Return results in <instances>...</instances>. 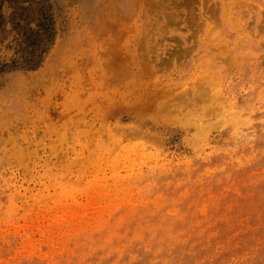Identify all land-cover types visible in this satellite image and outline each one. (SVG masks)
I'll use <instances>...</instances> for the list:
<instances>
[{"label": "rangeland", "instance_id": "1", "mask_svg": "<svg viewBox=\"0 0 264 264\" xmlns=\"http://www.w3.org/2000/svg\"><path fill=\"white\" fill-rule=\"evenodd\" d=\"M0 264H264V0H0Z\"/></svg>", "mask_w": 264, "mask_h": 264}, {"label": "bare ground", "instance_id": "2", "mask_svg": "<svg viewBox=\"0 0 264 264\" xmlns=\"http://www.w3.org/2000/svg\"><path fill=\"white\" fill-rule=\"evenodd\" d=\"M115 17V16H113ZM130 18V17H129ZM127 19V21H122V20H117L115 21L114 19H108L106 20L104 23H102L103 27H101L100 29V33H98V36L100 34H103V33H106V32H110L112 33V37H111V40H116L118 38H120L121 36H124L126 34H129L131 32L129 28V26H127V24L131 23L130 19ZM118 19V18H117ZM130 21V22H128ZM122 51V49H117V54H120ZM70 51H67L66 49L65 50H62L61 52L57 53V55L55 56L56 52L54 53L53 55V60L51 59V61L47 64V70H46V74L48 72H53L55 70L54 65H58V63L60 61H63L65 59V56L67 53H69ZM137 49L136 48H133L132 50H126V56L130 57V62L128 63L127 61L125 62V58H122L120 57V59L118 58V60L116 59V61L113 62L112 66L110 67V72H111V75L109 77V80H112L115 76L119 75L123 68L124 67H127L128 69L132 66H134L135 64L138 63V60H137ZM123 53V52H122ZM55 56V57H54ZM55 58V59H54ZM98 61V59H97ZM122 61V64H120V62ZM99 74V77L101 78L102 74H103V71L102 69L98 68L96 70ZM117 74V75H116ZM40 77H43L44 75L42 73L39 74ZM102 81L100 80V83ZM31 84H33V80L30 81ZM20 81L17 83L18 86H20ZM35 87V85H34ZM31 88V86L27 87L28 90L25 91V93L29 94V98L30 97H33L34 94H35V88H32V89H29ZM56 91L53 92V90H51V86L49 85L48 88H47V94H48V104L45 103V109L44 111H42L41 113L38 112L37 108L35 106H28L29 110L33 111L34 113L40 115L41 117V120H48V119H51L52 116H51V109H50V99H51V96L55 93ZM129 95V94H128ZM155 95H157L155 93ZM100 96V95H99ZM125 96V95H123ZM101 98V96H100ZM115 100V99H114ZM112 100L114 103L115 101ZM169 100V99H167ZM25 104H27V100L24 102ZM13 116L12 117H15L16 119H20V117H23V116H26L27 114L26 113H23L21 112L20 110V107L19 106H14L13 108Z\"/></svg>", "mask_w": 264, "mask_h": 264}]
</instances>
